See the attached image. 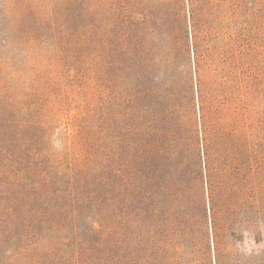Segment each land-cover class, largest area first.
<instances>
[{
    "label": "rangeland",
    "instance_id": "1",
    "mask_svg": "<svg viewBox=\"0 0 264 264\" xmlns=\"http://www.w3.org/2000/svg\"><path fill=\"white\" fill-rule=\"evenodd\" d=\"M126 1L0 0V224L3 194L13 181L31 177L29 167L41 154L63 171L64 197L74 205L67 222L41 238L40 204L29 230L35 235L32 243L25 238L27 223L17 226L16 221L21 250L11 259L14 247L8 253L0 243V264H135L127 201L120 197L121 181L115 176L127 159L135 123L131 83L118 63ZM137 1L150 23L148 44L157 62L164 58L161 24L166 19L173 23L179 42L174 53L180 61L177 90L186 98L190 122L198 123L187 0ZM248 19L253 50L238 59L240 81L246 79L253 133L264 140V0H247L238 13L233 26L238 40ZM201 73L219 81L214 65ZM158 75L151 82L156 98L169 87ZM242 95L237 104L245 100ZM166 103L161 101L160 108ZM199 153L201 142L193 149L196 167ZM51 220L42 229L52 226ZM28 254L33 258L26 259Z\"/></svg>",
    "mask_w": 264,
    "mask_h": 264
},
{
    "label": "trees",
    "instance_id": "2",
    "mask_svg": "<svg viewBox=\"0 0 264 264\" xmlns=\"http://www.w3.org/2000/svg\"><path fill=\"white\" fill-rule=\"evenodd\" d=\"M187 3L199 111L195 124L177 90L180 61L174 53L179 42L173 23L166 19L161 24L164 58L157 62L148 44L147 15L137 0H127L123 8L118 63L131 83L135 123L127 159L115 176L121 181L120 197L127 201L135 264H264V140L253 133L247 116L246 79L242 84L238 61L253 50L252 21H244L247 27L239 40L233 34L234 20L247 0ZM209 64L219 68V81L201 75ZM156 73L169 84L157 98L151 85ZM241 95L247 99L237 104ZM161 101H167L162 108ZM200 142L196 167L193 149ZM50 162L41 154L29 167L31 177L13 181L1 198L0 243L8 253L14 247L11 259L21 250L16 221L17 226L27 223L25 238L32 243L35 235L29 230L40 204L41 238L55 225H64L74 209L64 197L63 171ZM47 219L52 226L42 229ZM29 255L26 259L33 258Z\"/></svg>",
    "mask_w": 264,
    "mask_h": 264
}]
</instances>
